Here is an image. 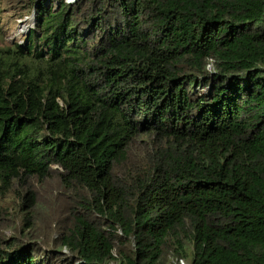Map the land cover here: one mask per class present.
<instances>
[{
    "label": "trees",
    "instance_id": "trees-1",
    "mask_svg": "<svg viewBox=\"0 0 264 264\" xmlns=\"http://www.w3.org/2000/svg\"><path fill=\"white\" fill-rule=\"evenodd\" d=\"M29 7L25 45L0 48V228L57 172L68 264H264V0ZM17 236L0 264H48Z\"/></svg>",
    "mask_w": 264,
    "mask_h": 264
},
{
    "label": "rangeland",
    "instance_id": "rangeland-1",
    "mask_svg": "<svg viewBox=\"0 0 264 264\" xmlns=\"http://www.w3.org/2000/svg\"><path fill=\"white\" fill-rule=\"evenodd\" d=\"M30 5L31 0H0V48H13L16 43L25 45L26 35L31 29L37 27L36 16L31 28L20 32L21 26L31 23L30 18L36 14L29 7ZM53 167L58 168L57 165ZM33 189L38 193V205L33 209L27 210L25 207H21L22 197L20 195H17L16 198L12 197L14 202L13 200H4L1 203L3 208L0 232L7 239L18 235L19 239L28 244L30 242L37 243L42 249L40 255L50 257L48 264H68L69 260H72L70 259L72 258L71 252L66 248L58 250L55 240L61 234V227L68 223L69 212L72 210L74 202L73 196L70 192L64 191L57 172H53L52 176L44 181L34 183ZM26 211L33 212L35 215L33 229L25 228V234H29V236L21 234L25 224ZM53 249L62 253V257H53L51 254ZM172 257L184 258L187 264H191L188 257L177 255L173 251L168 253L166 264H169ZM41 259L39 257L37 260Z\"/></svg>",
    "mask_w": 264,
    "mask_h": 264
},
{
    "label": "built area",
    "instance_id": "built-area-1",
    "mask_svg": "<svg viewBox=\"0 0 264 264\" xmlns=\"http://www.w3.org/2000/svg\"><path fill=\"white\" fill-rule=\"evenodd\" d=\"M69 1H74V0H69ZM213 62H214V59L213 58H211L210 59V62H209V64H208V69L210 70V71H213L214 69V66H213ZM169 264H187L186 263V261H185V259L184 258H174V257H172L171 258V261L169 262Z\"/></svg>",
    "mask_w": 264,
    "mask_h": 264
},
{
    "label": "bare ground",
    "instance_id": "bare-ground-1",
    "mask_svg": "<svg viewBox=\"0 0 264 264\" xmlns=\"http://www.w3.org/2000/svg\"><path fill=\"white\" fill-rule=\"evenodd\" d=\"M30 20H31V23H29V24H25V25L21 26V28H20V32H22V31H24V30H28L29 28H31V25H32V23H33L34 20H35V16L33 15V16L30 18Z\"/></svg>",
    "mask_w": 264,
    "mask_h": 264
},
{
    "label": "clouds",
    "instance_id": "clouds-1",
    "mask_svg": "<svg viewBox=\"0 0 264 264\" xmlns=\"http://www.w3.org/2000/svg\"><path fill=\"white\" fill-rule=\"evenodd\" d=\"M71 2V1H70ZM34 16L36 17V14H34Z\"/></svg>",
    "mask_w": 264,
    "mask_h": 264
}]
</instances>
